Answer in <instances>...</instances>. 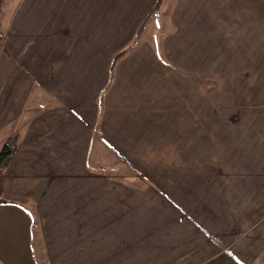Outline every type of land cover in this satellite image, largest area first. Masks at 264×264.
<instances>
[{"label":"crops","instance_id":"1","mask_svg":"<svg viewBox=\"0 0 264 264\" xmlns=\"http://www.w3.org/2000/svg\"><path fill=\"white\" fill-rule=\"evenodd\" d=\"M155 2L2 1L0 264H264V0Z\"/></svg>","mask_w":264,"mask_h":264},{"label":"trees","instance_id":"2","mask_svg":"<svg viewBox=\"0 0 264 264\" xmlns=\"http://www.w3.org/2000/svg\"><path fill=\"white\" fill-rule=\"evenodd\" d=\"M3 0H0V49H1V45L3 42V30H2V25H1V3ZM161 4V0H156L155 5L151 11L152 13H156L159 10ZM137 42L136 39L132 42V44H130L128 47H126L124 50L118 52L114 59H113V63L123 54H125L126 52L132 50L135 46H136ZM17 147V136L16 135H12L10 137H8L2 144L1 148H0V204L4 203V198H3V174H4V170L5 168L8 166L12 155L14 154L15 150Z\"/></svg>","mask_w":264,"mask_h":264},{"label":"rangeland","instance_id":"3","mask_svg":"<svg viewBox=\"0 0 264 264\" xmlns=\"http://www.w3.org/2000/svg\"><path fill=\"white\" fill-rule=\"evenodd\" d=\"M149 24H152V23H146L145 26L142 28V32H141V33L139 32V35H138L139 38H138V40L141 41L142 39H145V38L148 37V36H147V34H148L147 32H148V26H149ZM158 25H159V23H156V26H158ZM162 25H163V28H164V23H162ZM150 31H151V30H150ZM149 40H150V38H149ZM157 40H158L157 37L154 38V41H153V38H152V42L155 43V44L157 43V42H156ZM92 158H93L92 155H90V157H89V160H90L89 164H90V165H93V164L98 163V162H96V163H93V164H92V162H93V161H92ZM100 164H101V166H103L102 163H100Z\"/></svg>","mask_w":264,"mask_h":264}]
</instances>
